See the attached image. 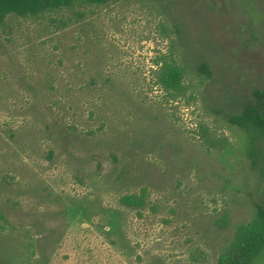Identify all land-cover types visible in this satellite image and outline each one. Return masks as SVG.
<instances>
[{
	"label": "rangeland",
	"instance_id": "1",
	"mask_svg": "<svg viewBox=\"0 0 264 264\" xmlns=\"http://www.w3.org/2000/svg\"><path fill=\"white\" fill-rule=\"evenodd\" d=\"M171 42L192 70L189 100L151 85ZM91 78L93 105L75 114ZM256 88L264 0H123L83 25L0 36V264H217L229 235L217 221L249 220L264 188L229 124ZM59 99L74 106L67 121L101 138L84 149L101 167L80 170L46 129ZM110 152L127 155L133 183L116 181ZM146 184L154 209L140 218L119 199Z\"/></svg>",
	"mask_w": 264,
	"mask_h": 264
},
{
	"label": "trees",
	"instance_id": "2",
	"mask_svg": "<svg viewBox=\"0 0 264 264\" xmlns=\"http://www.w3.org/2000/svg\"><path fill=\"white\" fill-rule=\"evenodd\" d=\"M119 1L123 0H0V36L16 35V32L21 30L25 23L41 25L56 31L69 28L72 24L83 25L90 15L95 13L96 9ZM161 29L162 34L169 38L170 30L164 25L161 26ZM175 33L177 30L173 32V34ZM179 44L180 42H171L169 51L157 58L155 61L156 70L152 71V87L165 93L168 102L181 99L189 100L190 90L193 89L192 70L183 60ZM200 72L210 73V70L206 65H203ZM102 83L106 86L113 82L110 78H106ZM95 85H98L95 78L80 85L81 95L82 93L87 94V97L82 99L83 97L75 95V114L76 109L88 104L93 105V98L98 93L93 89ZM50 86L52 90L55 89L54 84ZM53 104L57 106V111L54 112L56 118L53 128L51 129L48 125L46 129L51 132V136L58 146H61L63 152L69 157H75V163L82 171L93 161L96 162L97 167H101V162L96 158V154L92 153L89 156L87 151L84 152L87 146L95 147L94 144H97V140L101 139L97 137V132L78 125L77 120L75 123L67 121V111L74 109L72 104L66 108L67 101L62 102L60 99ZM89 110V114L93 118L94 111L91 107ZM229 124L246 136V156L251 161L252 167L259 170L261 181L264 183V88H256L252 91L240 112L230 117ZM223 141L226 143L227 140ZM220 142L215 140L211 146L216 148ZM54 156L55 152L51 150L48 153V158L53 160ZM126 156L120 157L116 152L108 153V159L116 174V181L120 184L133 183L132 166ZM152 193L151 186L146 184L136 191L125 193L120 197L119 205L136 212L140 218H143L144 211L150 208L154 209V206L151 205ZM253 205L251 216L247 221L232 224L229 213L217 221V225L222 231L229 232L225 242L219 248L217 264H264V188L258 201H254Z\"/></svg>",
	"mask_w": 264,
	"mask_h": 264
}]
</instances>
